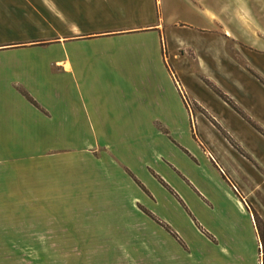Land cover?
I'll return each instance as SVG.
<instances>
[{"label":"crops","instance_id":"obj_1","mask_svg":"<svg viewBox=\"0 0 264 264\" xmlns=\"http://www.w3.org/2000/svg\"><path fill=\"white\" fill-rule=\"evenodd\" d=\"M12 1L0 0V18H17V0L15 5ZM81 2L61 0L58 5L59 9H81ZM88 4L89 37L137 39L136 48L119 54L146 57L152 53L157 62V68L150 59L127 69L116 62L114 78L106 72L102 77L92 74L102 73L94 64H79L92 111L109 113L111 122H121L120 113L127 106L129 114L140 118L147 112V101L139 91L123 94L110 89L113 84L120 88L116 83L131 78L143 90L147 82L156 89L153 98H160L162 83L150 74L156 70L173 93L170 105L177 107L179 97L185 105L181 96L185 93L197 107L191 113L194 137L192 132L186 134V152L175 150L171 157L184 175L182 178L170 169L179 196L162 186L163 204L156 210L164 223L181 232L189 249L182 261L170 264H256V251H247L243 239V235L246 240L251 236L252 224L250 209L241 198L245 195L251 201L253 191L264 197V131L258 129H264V82L260 79L264 78V0H88ZM79 18L85 20L86 16ZM226 38L234 41L233 56L222 50ZM163 50L170 71L163 62ZM102 78L105 84H98ZM36 84L29 81L26 90L37 91ZM26 90L16 86L11 92L0 89V150H12L19 137L23 140L32 135L27 132L28 128L32 131L27 116L39 106ZM72 91L77 92L75 87ZM59 108L73 112L76 104L60 102ZM229 182L240 189V195L229 191ZM33 184L0 177V264H125L115 260L126 259L127 212L105 214L121 217L117 220L86 222L81 212L46 207L43 202L50 200L49 194L43 188L37 192L39 188ZM211 235L219 242H213ZM105 240L116 242L121 251L115 255L92 251ZM85 249L91 250L88 256H81ZM70 250L77 252L72 256ZM133 261L129 264H139L137 258Z\"/></svg>","mask_w":264,"mask_h":264},{"label":"rangeland","instance_id":"obj_2","mask_svg":"<svg viewBox=\"0 0 264 264\" xmlns=\"http://www.w3.org/2000/svg\"><path fill=\"white\" fill-rule=\"evenodd\" d=\"M59 1L17 0V18H0V89L11 92L16 86L26 90L31 86L29 81L44 84H36L37 91L26 90L33 94L32 98L39 106L29 111L27 116L32 129L30 132L28 128L27 132L32 135L23 140L19 137L18 146L12 150H0V177L30 180L35 183L33 188H39L37 192H42L40 189L43 188L49 194L50 200L43 202L46 207L81 212L86 215V222L96 218L117 220L121 217L111 218L105 214L127 212L124 219L129 225V234L127 243H123L126 259L114 258L113 255L121 251L116 242L107 243L105 240L103 246L100 244L101 248L99 245L98 249H92L94 252L113 254L115 261L125 264L134 262V258L139 264L182 261L189 250L184 237L175 226L164 223L165 219L156 210L163 204L162 186L172 194H179L176 177L175 174L172 176L171 170L182 178L184 175L177 170L171 157L175 150L186 152V134L191 135L192 132L194 137L191 113L197 107L184 93L189 108L180 90L179 95L185 105L179 96L178 106L170 105L173 93L169 86L165 87L164 75L156 70L155 73L148 72L162 83L160 98H153L156 89L153 90L147 82L143 90L141 84L137 88L128 76L126 82L118 84L114 81L120 88L111 83L112 92L124 94L129 90V94H133L134 90L146 98L147 112L140 118L129 114L127 106L120 113L123 115L121 122H111L109 113L104 112L103 115L92 111L80 65L94 64V68L102 73L92 74H100L99 77L107 74L112 78L117 73L116 62L125 69L142 66L145 60L150 59L152 66L156 67L157 62L152 53L146 57L136 53L119 54L123 49L136 48L139 44L137 39L89 37L88 0H81V9H59ZM12 5H15L14 0ZM146 12H150L149 5ZM79 15L86 16V19H80ZM74 35L79 38L64 40ZM233 48V39L226 38L222 50L233 56ZM165 57L163 50V62L169 70ZM102 79L98 84H105ZM260 79L264 82V78ZM74 87L76 93L72 91ZM60 102H75L76 108L73 112H63L59 108ZM183 111L187 114L183 115ZM129 118H136V121ZM258 129L264 131L260 127ZM229 184V191L240 195V189L236 190ZM206 186L208 188V184ZM58 193L63 194L56 195ZM252 197L251 201L245 195L241 198L243 206L250 209L248 214L252 224L251 236L248 235L246 240L243 235V239L247 251H256V264H264V197L255 191ZM199 227L205 231L204 227ZM211 236L213 242H219ZM90 250H82L81 256H88ZM73 251L70 250L72 256Z\"/></svg>","mask_w":264,"mask_h":264},{"label":"built area","instance_id":"obj_3","mask_svg":"<svg viewBox=\"0 0 264 264\" xmlns=\"http://www.w3.org/2000/svg\"><path fill=\"white\" fill-rule=\"evenodd\" d=\"M183 97H184V99H185V101H186V104L189 106V108H190V104H189V101H188V99L186 98V96L183 94Z\"/></svg>","mask_w":264,"mask_h":264},{"label":"trees","instance_id":"obj_4","mask_svg":"<svg viewBox=\"0 0 264 264\" xmlns=\"http://www.w3.org/2000/svg\"><path fill=\"white\" fill-rule=\"evenodd\" d=\"M261 233H262V228H261Z\"/></svg>","mask_w":264,"mask_h":264},{"label":"bare ground","instance_id":"obj_5","mask_svg":"<svg viewBox=\"0 0 264 264\" xmlns=\"http://www.w3.org/2000/svg\"><path fill=\"white\" fill-rule=\"evenodd\" d=\"M241 206V205H240Z\"/></svg>","mask_w":264,"mask_h":264}]
</instances>
